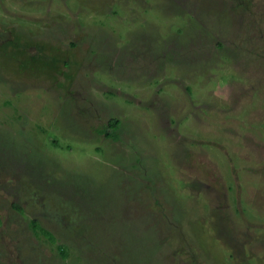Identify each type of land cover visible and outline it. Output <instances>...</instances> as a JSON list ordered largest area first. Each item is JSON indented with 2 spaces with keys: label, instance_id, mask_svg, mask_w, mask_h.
Returning a JSON list of instances; mask_svg holds the SVG:
<instances>
[{
  "label": "rangeland",
  "instance_id": "374dc122",
  "mask_svg": "<svg viewBox=\"0 0 264 264\" xmlns=\"http://www.w3.org/2000/svg\"><path fill=\"white\" fill-rule=\"evenodd\" d=\"M0 264H264V0H0Z\"/></svg>",
  "mask_w": 264,
  "mask_h": 264
},
{
  "label": "trees",
  "instance_id": "16d2710c",
  "mask_svg": "<svg viewBox=\"0 0 264 264\" xmlns=\"http://www.w3.org/2000/svg\"><path fill=\"white\" fill-rule=\"evenodd\" d=\"M119 122L117 120L112 121L111 122V126L107 128L108 131H112L114 130L117 126H118ZM108 131H106L107 135H110L108 133ZM113 132V131H112ZM112 137H115V134L111 135ZM33 224V228L35 231H40L42 233V235H44L46 237V239H48L50 242L55 243L56 242V238L55 236L52 234V232L46 230L45 228H43L42 226H40L39 224H37L36 220L32 221Z\"/></svg>",
  "mask_w": 264,
  "mask_h": 264
},
{
  "label": "flooded vegetation",
  "instance_id": "af4514ba",
  "mask_svg": "<svg viewBox=\"0 0 264 264\" xmlns=\"http://www.w3.org/2000/svg\"><path fill=\"white\" fill-rule=\"evenodd\" d=\"M111 125L109 124V127H110Z\"/></svg>",
  "mask_w": 264,
  "mask_h": 264
}]
</instances>
